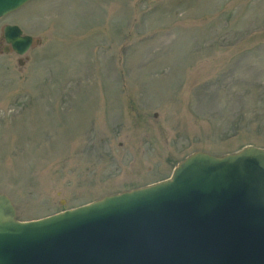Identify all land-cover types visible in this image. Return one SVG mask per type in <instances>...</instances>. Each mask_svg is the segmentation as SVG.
<instances>
[{
	"label": "rangeland",
	"instance_id": "374dc122",
	"mask_svg": "<svg viewBox=\"0 0 264 264\" xmlns=\"http://www.w3.org/2000/svg\"><path fill=\"white\" fill-rule=\"evenodd\" d=\"M6 24L41 41L0 50L17 220L168 178L195 151L264 148V0H28L0 44Z\"/></svg>",
	"mask_w": 264,
	"mask_h": 264
},
{
	"label": "water",
	"instance_id": "95a60500",
	"mask_svg": "<svg viewBox=\"0 0 264 264\" xmlns=\"http://www.w3.org/2000/svg\"><path fill=\"white\" fill-rule=\"evenodd\" d=\"M26 1L0 0V17ZM3 38L20 55L39 43L17 25ZM0 264H264V149L197 151L165 180L36 220L0 193Z\"/></svg>",
	"mask_w": 264,
	"mask_h": 264
}]
</instances>
